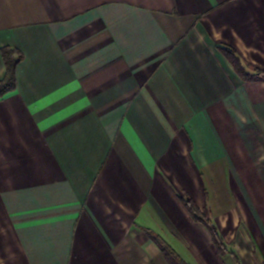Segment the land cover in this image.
<instances>
[{
    "label": "crops",
    "instance_id": "0c3cea01",
    "mask_svg": "<svg viewBox=\"0 0 264 264\" xmlns=\"http://www.w3.org/2000/svg\"><path fill=\"white\" fill-rule=\"evenodd\" d=\"M3 47L0 264H264V81L222 51L264 71V0H0Z\"/></svg>",
    "mask_w": 264,
    "mask_h": 264
},
{
    "label": "trees",
    "instance_id": "16d2710c",
    "mask_svg": "<svg viewBox=\"0 0 264 264\" xmlns=\"http://www.w3.org/2000/svg\"><path fill=\"white\" fill-rule=\"evenodd\" d=\"M222 51L225 53L229 61L235 67V70L240 77L245 81H264V71H258L255 74H250L241 66V62L237 57L234 50L230 48H223ZM2 56L6 64V76L3 80H0V97H3L7 93L13 91L16 87V68L18 62L22 59V53L18 50L10 47H3ZM183 203L192 218L196 222L204 224L211 234L213 243L215 244L219 254L228 252L221 234L217 230L216 226L208 219L205 213H202L197 205L190 199H183ZM151 238L159 246L163 255L169 262V264H188L164 239L160 236L151 234ZM235 255V253H232ZM236 257V255H235ZM237 259V258H236ZM238 260V259H237Z\"/></svg>",
    "mask_w": 264,
    "mask_h": 264
}]
</instances>
